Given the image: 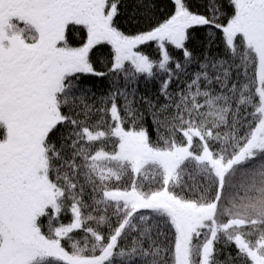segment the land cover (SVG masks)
Here are the masks:
<instances>
[{
  "label": "snow or ice",
  "instance_id": "6c2138e0",
  "mask_svg": "<svg viewBox=\"0 0 264 264\" xmlns=\"http://www.w3.org/2000/svg\"><path fill=\"white\" fill-rule=\"evenodd\" d=\"M204 7L0 0V264H264V0Z\"/></svg>",
  "mask_w": 264,
  "mask_h": 264
},
{
  "label": "trees",
  "instance_id": "16d2710c",
  "mask_svg": "<svg viewBox=\"0 0 264 264\" xmlns=\"http://www.w3.org/2000/svg\"><path fill=\"white\" fill-rule=\"evenodd\" d=\"M143 0H124L123 14L120 17L121 30L126 33H135L146 30L150 25L156 22H163L173 13L174 0H147V10L138 9L137 3H142ZM189 3L194 11L205 13L204 7L206 0H189ZM206 33L203 30H198L194 33L193 47L201 49L205 43ZM150 56L155 57L158 51V46L155 42H150L143 49ZM213 51H219V45L214 46ZM178 55V53H177ZM92 58L98 70H104L105 65L110 59V46H98L93 50ZM89 87L95 92L97 97L102 96L107 87L106 78L87 76ZM141 92L145 95H152L154 88L148 87L147 91L141 88Z\"/></svg>",
  "mask_w": 264,
  "mask_h": 264
},
{
  "label": "flooded vegetation",
  "instance_id": "af4514ba",
  "mask_svg": "<svg viewBox=\"0 0 264 264\" xmlns=\"http://www.w3.org/2000/svg\"><path fill=\"white\" fill-rule=\"evenodd\" d=\"M78 39H79V38L77 37V41H78Z\"/></svg>",
  "mask_w": 264,
  "mask_h": 264
}]
</instances>
